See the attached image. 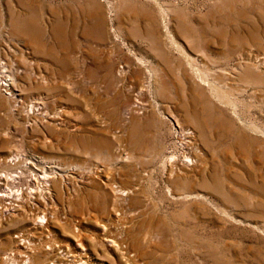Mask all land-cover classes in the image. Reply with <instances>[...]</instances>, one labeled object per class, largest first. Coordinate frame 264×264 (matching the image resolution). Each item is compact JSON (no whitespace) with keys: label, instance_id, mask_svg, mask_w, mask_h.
Segmentation results:
<instances>
[{"label":"rangeland","instance_id":"374dc122","mask_svg":"<svg viewBox=\"0 0 264 264\" xmlns=\"http://www.w3.org/2000/svg\"><path fill=\"white\" fill-rule=\"evenodd\" d=\"M255 55L264 0H0V61L18 96L0 97V162L12 153L46 164L62 187L26 207L0 199V258L47 261L35 248L18 257L28 241L84 264H264ZM94 173L131 188L113 203L125 235L107 220L111 204L99 207ZM22 174L18 190L30 188L33 173ZM43 216L41 231L32 224ZM107 223L128 258L97 243Z\"/></svg>","mask_w":264,"mask_h":264},{"label":"bare ground","instance_id":"6f19581e","mask_svg":"<svg viewBox=\"0 0 264 264\" xmlns=\"http://www.w3.org/2000/svg\"><path fill=\"white\" fill-rule=\"evenodd\" d=\"M21 33L24 37H26V39H32V40L37 39V34L35 32H31V31H27V30L22 29ZM174 45H175V43H174ZM261 56H264V55H261ZM261 56L259 55V57H258L255 55L254 58L252 59V62L256 65L257 64L264 65V57H261ZM245 79L250 84L259 82L258 77L250 76L247 74H245ZM9 91H10L9 72L7 71L6 65L0 61V97H2L4 95H9V96H11V99H13L14 102L16 103L15 100L18 96L16 94H11V92H9ZM35 111H36V109H33V106H30V113L29 114L36 115ZM237 117H236V120L238 121L239 118H237ZM248 127L255 130V131H258L257 128L256 129L254 128L255 126L253 127L250 125ZM182 133H183L182 135L188 140H192V138L194 137L192 132L190 133L189 131L188 132L183 131ZM259 148L263 149L264 145L260 144ZM261 152H262V150H261ZM196 157H199V156L196 155ZM172 161L173 160H169L168 165H171ZM190 162L191 161L181 162V165L189 166ZM0 168L2 169V173H3V174L0 173V199L2 201H8L7 204L11 205V207L13 205L17 206V204H19L20 207H26V205L28 203L30 204V201H36L37 203L39 201L40 202L47 201V200L51 201L53 196L59 198L62 195L61 194L62 193V187L55 181V176L52 175V173L48 172L49 169H48L46 164H43V167H41L40 165H38L36 163L28 162L27 159H25V157H23V156L12 155V153H9L8 155H6L5 157H3L1 159ZM3 171H5V172H3ZM22 171L25 173L26 172L33 173L30 177L31 178L30 179L31 184H30V188H28V189H24V190L19 189L18 190L15 187V185L18 183V180L21 177ZM128 171L130 172V170H128ZM130 174H133V173L130 172ZM95 177H97L96 173H94L91 176V178H92L91 182H92V187L94 189L100 191L99 194H101V196H100L101 200H100V206L99 207L101 209L104 207L105 209H102V210L107 211L106 208H108V205L110 206V204H111V207H110L111 210L110 211H112V212H110V211H109L110 213L108 212L107 220L113 222V225H111V224L110 225L112 226V228H114V230L119 232V234L124 233V235H125V232H123V229H124L123 224L118 223L120 218H121L120 213H119V211L121 209L119 210V209L114 208V211H113V203L115 200H117V198H120L123 200L122 197H124L128 194L132 195L133 192L130 190L131 188H129V189H126V188L116 189V188L112 187L111 180L108 177H103V180L101 179L99 181H97L95 179ZM91 192H92V190L89 191L85 195V199H86V201H84L85 204L90 202L89 197L91 196ZM92 194H94V192H92ZM99 194H96V195H99ZM96 201H97V199H96ZM118 201L120 202V200H117V203H118ZM90 203H92V202H90ZM81 204L82 203H80V205ZM51 216H52L51 218H53V219L56 217V216L53 217V214ZM110 216H112V219L109 218ZM57 221H59V220H57ZM114 223H115V225H114ZM32 225L34 227H38L39 230L43 231L46 228L45 217L44 216L41 217L40 220H37L36 223H34ZM110 225L108 223L104 225V228L102 229V233H101L102 241H98L97 243L101 246L106 243V244H108V246L115 248L120 254H122L123 255L122 257L128 258L127 257L128 252H127L125 245L122 244L121 242L113 241L110 239L109 236H107L105 226H110ZM35 229H37V228H35ZM27 242L28 241H26V242L25 241H19L20 251H18V253H17L18 257H25L26 252H29L28 254L31 255L33 249L35 248L36 250L38 249L37 252H39V253L41 252V253H44L45 255L47 253L48 256L50 255L49 257L47 256V261H45V262L42 261L43 263H40V264H59V263L60 264H70V263L74 264L77 262H79V264H84V262L81 261V256H74L73 257L71 255L70 257H72V259H74V260H75V257L79 258V259H77V261L75 260L73 262V261L67 259L66 253L64 254L63 251H61L60 253L59 252L54 253V251H52V249L49 250V248H46L43 243H38L36 245V244H29ZM6 259H8V258H6ZM6 259H4V257L0 258V260H2V261L5 260V264H10L8 260L6 261Z\"/></svg>","mask_w":264,"mask_h":264}]
</instances>
